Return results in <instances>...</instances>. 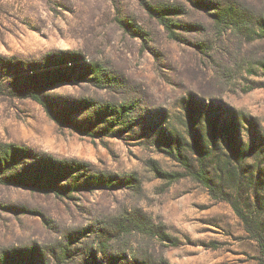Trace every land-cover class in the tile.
Returning <instances> with one entry per match:
<instances>
[{
  "label": "rangeland",
  "instance_id": "rangeland-1",
  "mask_svg": "<svg viewBox=\"0 0 264 264\" xmlns=\"http://www.w3.org/2000/svg\"><path fill=\"white\" fill-rule=\"evenodd\" d=\"M227 3L243 22L216 23ZM147 4L180 8L168 15L173 35ZM262 18L264 0H0V58L11 67L0 69V141L116 176L113 187L66 196L0 183V261L21 264L35 248L27 264H264L232 206L264 218L246 181L264 171ZM72 53L100 70L44 91L70 116L61 123L19 94L24 74L45 59L69 67ZM234 153L241 185L212 192L176 179L186 172L178 157L198 167L207 156L220 177L219 158Z\"/></svg>",
  "mask_w": 264,
  "mask_h": 264
},
{
  "label": "trees",
  "instance_id": "trees-1",
  "mask_svg": "<svg viewBox=\"0 0 264 264\" xmlns=\"http://www.w3.org/2000/svg\"><path fill=\"white\" fill-rule=\"evenodd\" d=\"M199 2V1H198ZM199 4V3H197ZM216 6L217 11L213 14L217 24L227 22L228 24H239L243 22V15L233 5V3H227L225 5ZM147 8L150 14L157 18L162 23L170 34H174L173 26L176 25L171 19L169 14L179 12V7L168 5H155L147 4ZM236 18H241L236 19ZM127 28L129 25L123 23ZM259 34L264 38V18L259 22ZM68 58H60L55 62L49 59H45L35 71L29 73L27 76L24 74L27 91L22 90V97H30L43 104L49 111L50 116L61 123L70 122V116H60L49 107L46 100L42 97L44 91L53 87L56 83L72 79V74L77 75L82 80H87L88 74H97L100 70L98 63H91L85 65L84 69L80 68L81 55L78 53H72L70 62L71 66L64 67V64H68ZM13 64V63H11ZM14 65V64H13ZM10 63L0 58V69H9ZM76 128H80L75 122L69 123ZM237 151V147H231ZM235 160L232 161L231 156L226 159L219 158L218 170L216 171L220 177H211L207 172V167L204 160L207 156H203L200 165L196 167L186 157H178L184 164L186 172L177 173L176 179H180L185 176H191L194 179L200 181L210 191H215L218 186L224 189L226 183H230L231 186L236 187L242 184V160L239 153H234ZM244 159V158H243ZM82 165L76 161L58 160L50 155L37 156L30 148L23 147L15 143H5L0 141V183L6 185L26 186L30 190L45 194H56L59 196H66L68 193L78 190H94L96 188H110L114 186V180L116 178L113 174H89L82 172ZM260 173L258 175L252 174L247 177V187H252L255 192V196L258 197L257 203L260 207H264V171L260 167ZM158 173L162 176H174L167 172L163 173L160 169ZM176 176V174H175ZM251 188V189H252ZM232 206L239 215V217L246 224L248 232L257 241L261 252L264 255V218H258L257 220L251 218V216L244 212L241 208L240 202L235 200L232 202ZM35 248L26 249L20 252L21 264H27L26 258L28 255L35 253ZM7 257V256H6ZM7 258L3 257L0 264H6Z\"/></svg>",
  "mask_w": 264,
  "mask_h": 264
}]
</instances>
